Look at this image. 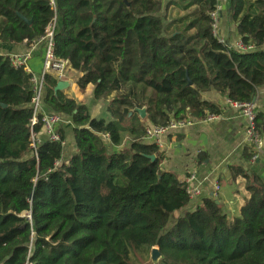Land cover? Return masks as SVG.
<instances>
[{
    "label": "trees",
    "instance_id": "16d2710c",
    "mask_svg": "<svg viewBox=\"0 0 264 264\" xmlns=\"http://www.w3.org/2000/svg\"><path fill=\"white\" fill-rule=\"evenodd\" d=\"M168 6L163 15V0H55V11L47 0H0V43L30 46L55 18L54 58L80 74L79 91L92 86L93 101L108 102L109 116L92 119L46 76L44 104L71 119L77 153L64 163L62 145L45 141L36 161L30 76L0 56V264H132L153 249L158 264H264L261 179L245 178L249 198L236 216L215 198L187 212L186 185L161 170L135 112L155 127L218 116L200 97L212 89L252 103L264 86V0H226L248 52L214 36V0Z\"/></svg>",
    "mask_w": 264,
    "mask_h": 264
},
{
    "label": "crops",
    "instance_id": "0c3cea01",
    "mask_svg": "<svg viewBox=\"0 0 264 264\" xmlns=\"http://www.w3.org/2000/svg\"><path fill=\"white\" fill-rule=\"evenodd\" d=\"M169 0H163L166 2ZM227 6L222 12L219 25V37L231 48L240 42L237 28L231 23ZM45 47L42 43L27 46L1 44L0 56L30 54L27 67L34 75L43 71ZM55 80L66 82L68 88L61 92L67 99L87 108L92 119H109L106 112V101H93V87L88 86L85 91H79L77 80L80 77L75 71L67 70L62 79L55 73L50 74ZM46 90L43 94L42 112L55 114L44 104ZM201 100L216 105L220 109L217 120L207 122L204 120H190L184 126L170 132L161 139L158 151L162 155L161 170L173 173L181 183L194 176L193 186L200 191V197L190 201L186 207L192 212L200 206L204 199L215 198L223 206L228 216H236L244 202L249 198L246 191V179L252 175L257 176L264 184V157L262 155L254 163L248 160L251 155L250 147L245 142L244 123L237 110L228 105V100L213 89L201 93ZM257 116V128L263 140L264 152V86L258 88L252 100ZM104 108V109H103ZM63 123L60 126L64 134V145L61 161L68 160L77 153L73 124L70 118L61 116ZM144 121V120H143ZM146 124V122H145ZM147 127V126H146ZM70 138V141H68ZM40 144L45 142V136L39 137ZM124 142L123 148H127ZM111 151V149H110ZM218 186V191L214 187Z\"/></svg>",
    "mask_w": 264,
    "mask_h": 264
},
{
    "label": "built area",
    "instance_id": "2783aa9c",
    "mask_svg": "<svg viewBox=\"0 0 264 264\" xmlns=\"http://www.w3.org/2000/svg\"><path fill=\"white\" fill-rule=\"evenodd\" d=\"M215 6L213 11L210 13V20L212 22V32L214 36L217 38L218 42L222 45H226V43L219 37L218 35V25L222 15V12L226 5V0H214ZM48 6L52 11H55V0H47ZM56 24V20H52L51 24L46 30L45 36L40 38L39 40L33 42L34 43H42L45 47L44 52V62H43V71L40 75H34L30 72L27 67V61L30 58V54L26 53L23 55H12L6 57L10 66L14 70H22L24 73L30 76L29 83L32 90V97L30 99V103L28 105L29 109L32 112V117L29 123V132H30V141H31V149L34 151L40 144L39 137L40 135L45 136V141L53 144L64 145L61 137L58 133L61 124L63 123L62 117L57 114H46L42 112V102H43V94L45 90V77L50 76V74L55 73L58 79H62L64 73L69 70V65L67 61L58 60L53 56V33L54 27ZM230 47V46H229ZM240 52H248L253 51L252 46L243 47V45L239 42L234 48ZM229 106L237 110L241 119L244 123V137L245 142L250 147L251 156L250 162L254 163L258 158L262 155L264 157L263 152V140L260 132L257 128L256 124V112L254 109L253 103H245V104H237L227 102ZM216 116H208L206 118L207 122H212L217 120ZM189 120L184 122H176L170 121L166 126H152L146 127L145 136L143 142L146 144H151L155 146H159L161 143V139L163 136L169 134L170 132L184 126L188 123ZM39 126V133H34L33 129ZM35 160L37 161V156L35 155ZM194 181V176L190 177L185 185H186V194L190 201L197 199L200 197V191L195 188L192 184ZM218 186L214 187V190L218 191Z\"/></svg>",
    "mask_w": 264,
    "mask_h": 264
},
{
    "label": "rangeland",
    "instance_id": "374dc122",
    "mask_svg": "<svg viewBox=\"0 0 264 264\" xmlns=\"http://www.w3.org/2000/svg\"><path fill=\"white\" fill-rule=\"evenodd\" d=\"M171 1L173 0L163 2L164 9H166V11L163 10V13H162L163 15L165 13L169 14L171 12V8L170 9L168 8L169 7L168 5ZM68 141H70V138H68ZM153 250L149 253H145V252L133 253L131 256L132 264H158L160 259H158L156 256L153 255Z\"/></svg>",
    "mask_w": 264,
    "mask_h": 264
},
{
    "label": "water",
    "instance_id": "95a60500",
    "mask_svg": "<svg viewBox=\"0 0 264 264\" xmlns=\"http://www.w3.org/2000/svg\"><path fill=\"white\" fill-rule=\"evenodd\" d=\"M22 20L25 21L23 18H22ZM189 85H191V83H189ZM66 88H68V84L66 82L58 81L56 83V86L53 89V92H54V94L61 93ZM135 112L138 114V116H139V118L141 120H145L147 127H152V125L150 124V122L146 119L145 109L135 110ZM149 159L151 161H153L154 160V157L151 156V157H149ZM216 204H218V202ZM174 217H175V219H177L178 218V213H175L174 214ZM153 255L156 256L158 259H161V257L159 255L157 249L153 250Z\"/></svg>",
    "mask_w": 264,
    "mask_h": 264
}]
</instances>
